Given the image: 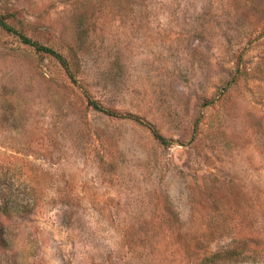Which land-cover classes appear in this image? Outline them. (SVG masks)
Wrapping results in <instances>:
<instances>
[{
    "label": "rangeland",
    "instance_id": "obj_1",
    "mask_svg": "<svg viewBox=\"0 0 264 264\" xmlns=\"http://www.w3.org/2000/svg\"><path fill=\"white\" fill-rule=\"evenodd\" d=\"M0 22L14 264H264V0H0Z\"/></svg>",
    "mask_w": 264,
    "mask_h": 264
},
{
    "label": "trees",
    "instance_id": "obj_2",
    "mask_svg": "<svg viewBox=\"0 0 264 264\" xmlns=\"http://www.w3.org/2000/svg\"><path fill=\"white\" fill-rule=\"evenodd\" d=\"M0 26L9 32H14V30L10 26H8L7 24H4L3 22H0ZM19 37L25 45L32 47L36 52L44 53V54H48V55L52 56L65 69V71L68 73L69 77L71 79H73L72 74H70L68 61L61 54H59L58 52L54 51L51 48H47L45 46H42V45L37 44L35 42H32L31 40H29L27 37H25L23 35H20ZM88 103L93 109H95L96 111H98L102 114H105L107 116H116L117 115L113 111L105 110L104 108L99 106L93 100L88 99ZM132 119L135 122L139 123L137 118L132 117ZM147 127L150 130V132L152 133V135L154 136V138L161 145L165 146L169 143V141L166 140L159 133H157L156 130L152 126H147ZM20 208H21L20 205L17 204L14 199H12L11 193L5 194V198L4 197L0 198V257L1 256H7L6 264H14L17 254H16V251L14 250V248L10 247L11 242L6 237L7 231H8L7 230L8 225L5 224V222L1 219L2 218L3 219H14L13 217L15 215H17V213H19V211H21ZM6 251H7V254H6ZM8 253H10V254H8ZM218 256H219V254H214V255L210 256L209 258L202 260V262L214 260ZM12 261H14V262H12Z\"/></svg>",
    "mask_w": 264,
    "mask_h": 264
}]
</instances>
